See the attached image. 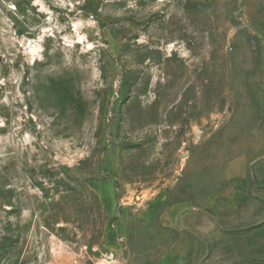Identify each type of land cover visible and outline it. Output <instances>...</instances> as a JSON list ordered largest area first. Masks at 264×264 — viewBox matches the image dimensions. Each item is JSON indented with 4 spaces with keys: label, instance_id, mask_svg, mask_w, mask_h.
<instances>
[{
    "label": "rangeland",
    "instance_id": "374dc122",
    "mask_svg": "<svg viewBox=\"0 0 264 264\" xmlns=\"http://www.w3.org/2000/svg\"><path fill=\"white\" fill-rule=\"evenodd\" d=\"M0 264H264V0H0Z\"/></svg>",
    "mask_w": 264,
    "mask_h": 264
},
{
    "label": "crops",
    "instance_id": "0c3cea01",
    "mask_svg": "<svg viewBox=\"0 0 264 264\" xmlns=\"http://www.w3.org/2000/svg\"><path fill=\"white\" fill-rule=\"evenodd\" d=\"M237 191L233 193L230 204L233 209L240 208V197L245 199L246 187L244 183L236 182ZM189 205L186 203H174L169 205L168 208L160 210L156 219L163 226L176 233L172 246L168 254L175 256L176 260L187 261L190 251L193 249V223L187 213Z\"/></svg>",
    "mask_w": 264,
    "mask_h": 264
}]
</instances>
